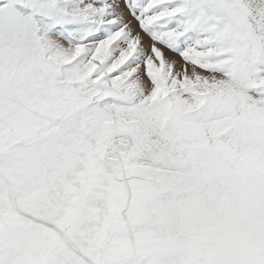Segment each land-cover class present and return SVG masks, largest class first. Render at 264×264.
Instances as JSON below:
<instances>
[{"label":"snow or ice","instance_id":"1","mask_svg":"<svg viewBox=\"0 0 264 264\" xmlns=\"http://www.w3.org/2000/svg\"><path fill=\"white\" fill-rule=\"evenodd\" d=\"M0 264H264V0H0Z\"/></svg>","mask_w":264,"mask_h":264}]
</instances>
